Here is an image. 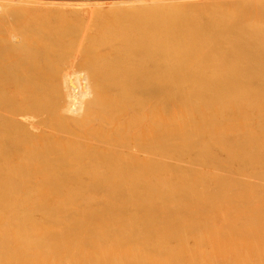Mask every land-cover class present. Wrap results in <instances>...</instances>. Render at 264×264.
<instances>
[{
  "label": "bare ground",
  "instance_id": "1",
  "mask_svg": "<svg viewBox=\"0 0 264 264\" xmlns=\"http://www.w3.org/2000/svg\"><path fill=\"white\" fill-rule=\"evenodd\" d=\"M17 1L31 2L0 0V11L12 8L13 2ZM119 3L124 5L123 8L111 9ZM45 4L68 5L54 0ZM160 4L159 0L117 3L90 0L69 4L82 8L72 13L58 12L60 8L55 7L54 12L46 11L47 16L44 11V15L35 13L33 17H28L24 10L10 9L22 21L21 24L15 23L13 29L5 24L6 21H1L3 13L0 15V131H13L11 128H14L17 135L23 136L22 144L9 138L0 140V264H51L59 255L57 264H197V261L176 256L178 252L173 248L178 243L176 240L157 242L150 237L151 232L145 226L136 231H141V235L149 239L145 245L131 249L129 253H147L148 258L113 255V251L136 242L133 238L136 235L128 238L112 235L105 239L96 232L94 234L87 224L104 217L102 212L81 213L78 216L85 222L72 220L71 228L51 224L55 230L47 232L41 222L55 212H47L43 203L35 198V192L25 191L22 187L35 175L46 177L49 165L66 163L64 153L69 150L51 137L71 130L58 121L61 112L71 107L77 117L86 111L87 125L94 129L95 121L106 118L112 110L122 118L117 120L118 123L126 126L129 121L142 123L136 127L134 135L145 139V148L151 150L179 148L171 141L173 137L199 135L198 128L203 123L195 129L188 123H196L191 117L202 114L203 110L215 108V115L225 116L229 122L237 119L240 122L237 127L243 133L247 130L245 121L264 127V0H232L218 5ZM101 7L108 9H98ZM21 14L27 17L21 18ZM34 16L38 19L41 16V22L44 24L45 21L46 26L29 27V18L32 21ZM21 29L26 33L23 34ZM47 39H50V45ZM116 41L117 44H110ZM97 59L107 60L106 64L96 66ZM140 64L144 68L136 69ZM81 72L83 78L72 80L71 77L77 73L81 75ZM106 72L107 75L103 76ZM207 75L211 78H206ZM52 84L60 89L49 91ZM135 94L153 101L158 111L154 112L153 105H146L143 100H134ZM196 98L204 99L202 107L192 102ZM113 99L123 105L114 107L109 102ZM171 110L174 113L170 122L160 121ZM138 111H143V115ZM42 121L46 124L40 125ZM215 127L212 128L214 135H224L230 130L225 124H216ZM32 139L38 140L39 144L33 145ZM25 151L38 155L42 161L31 163L22 156ZM100 152L96 150L98 159ZM50 154L57 156L51 159ZM80 164L87 167V162L80 160ZM149 165V162L134 161L129 166L145 172ZM166 166L174 167V164ZM47 180L46 188L56 192L59 187L55 179L49 176ZM245 180L257 183L249 178ZM109 182L113 183V180L105 177L95 185L100 187ZM152 183H146V186L152 187ZM110 187L111 191L121 192L119 183ZM177 197L165 194L167 200ZM183 197L189 199L190 195ZM218 203L219 200L211 204L207 201L200 212L211 213L222 223L230 224L232 230L246 228L247 224L240 220L233 222L229 215L218 217L220 213L211 208ZM261 203L263 201L257 196L244 208L261 214ZM178 207L164 209L163 221L157 227L188 235L199 232V225L178 227L176 215L185 214ZM140 208L143 214L149 213L147 206ZM122 212L126 215L127 210ZM71 215L69 211L68 218L74 217ZM2 221L8 223L2 226ZM246 229L249 239L238 247L217 244L220 250L236 248L222 258L221 263L264 264V229H259L254 222ZM76 231H81L83 236L75 238ZM257 233L263 239L257 238ZM252 243L257 245L256 251L262 253L261 258L252 254ZM80 246L92 251L82 253L77 250ZM105 247L109 254H105V250L102 256L93 253V250ZM206 256L204 260L209 258L214 264L218 263L216 253Z\"/></svg>",
  "mask_w": 264,
  "mask_h": 264
},
{
  "label": "rangeland",
  "instance_id": "2",
  "mask_svg": "<svg viewBox=\"0 0 264 264\" xmlns=\"http://www.w3.org/2000/svg\"><path fill=\"white\" fill-rule=\"evenodd\" d=\"M27 1L31 2L26 4L17 1L13 2L12 8H7L9 9L8 11L6 8V10L1 9L0 15L3 13L1 16H4L1 21L3 23L6 21L5 24L13 29L16 24H21L22 21H19L18 14L11 13L10 9L12 11L13 9L14 11L24 10L23 12L28 17H33L35 13H41L40 15H42L45 11L44 13L47 16L46 11L54 12L56 10L55 7L60 8L58 12L69 13L70 11L72 13L73 10L82 8H80L81 6L69 4L90 0H54L68 3V5L62 6L45 4V2H49L50 0ZM106 1L117 3L123 2L124 0ZM159 1L162 6H174L177 4L218 5L219 3L232 0ZM123 6V4L121 5L119 3L111 9H121ZM98 9L108 8L101 7ZM5 11L11 14L9 17L12 19L14 15V21H11L7 17L8 14H4ZM24 15L21 14V18ZM1 16L0 18L2 19ZM27 16L25 15V17ZM36 16L32 18L36 22L35 20H32V22L31 17L29 18V23H31L29 27L39 26L41 28L46 26L45 21L44 24L42 23V17L39 16V20ZM4 18L6 19L4 20ZM17 32L25 34L26 30L21 29V32ZM47 44L50 45V39H47ZM110 44L115 45L117 41ZM106 61L97 59L95 65L106 64ZM141 68H144L141 64L136 66V69ZM105 75H107V72L103 74V76ZM71 78L74 81L77 78H83V73L81 72V75L77 73ZM206 78H211V76L207 75ZM81 84L83 83L81 82ZM59 89L54 84L48 87L49 91ZM133 99L137 101L143 100L144 104L153 105L152 109L154 112L158 111L150 99H145L139 94H135ZM109 102L114 107H121L123 105L119 100L113 99ZM192 102L200 108L204 104V99L196 98ZM214 106L216 105L214 104ZM213 110H203L202 114L191 117L197 122H189L188 125L190 128H198L197 125L203 123L198 128L200 134L193 133L173 137L171 141L180 147L169 150H151L145 148V139L139 136L135 137L134 135L136 129L142 123L129 121L128 126L118 123L117 120L122 118L114 110L109 115H106V118L102 120L97 119L95 121V129L87 125L89 117L86 115V111H82L79 117L75 116L72 107L67 111H62L60 120L58 121L70 127L71 130L65 131L57 136H52L51 139L58 145L65 146L69 150L67 153H64L67 155L64 157L66 163L49 165V172L46 177L35 175L29 182L22 185L25 191L35 192V198L43 203L47 212H55L53 215L49 214L51 216L47 215V219H43L41 227L47 228V232L55 230L52 229L51 224L71 228L70 222H73L72 220L79 223L85 222L84 218L78 216L81 213L102 212L105 214L104 217L91 220L92 222L90 221L87 224V228L90 231L94 230V234L97 233L98 236L105 239L112 237V235H119L126 238L136 235L133 237L136 242L128 245L125 249L113 251L112 254L117 255V257L121 256L122 258L131 255L137 258L138 256H143L144 258L149 257L146 255L147 253H129V250L145 245L149 239L148 237L142 236L141 234L143 233H140L141 231H136L137 228L139 229L141 226H145L151 232L150 237L156 239L157 242L167 243L168 240H176L178 243L176 242L177 244L173 245V248H175L174 251L178 252L176 256L189 258L190 261H197V264H214L213 260L209 258L204 260V257H208L206 255L210 253H216L217 260L213 259L218 261L216 264H220L222 262L221 259L232 254V250L236 248L220 250L216 247L218 243L221 246L238 247L237 245L249 239V231L246 228L251 227L253 222L258 224L259 229H264V127L251 121H245L246 132H248L243 133L237 127L240 123L237 119H232L229 122L225 116L215 115ZM142 112L138 111V114L143 115ZM172 113H174L173 110L164 114L160 121L170 122ZM42 122L40 125L46 124V122ZM216 124L229 125V132L224 135H214L212 128H216ZM231 128H235V130L232 129V131ZM11 129L13 131H0V140L9 138L11 140L14 139L17 144H22L23 136L17 135L14 128ZM32 142L34 143H32L33 145L39 144V141L36 139H32ZM96 150L97 152L102 151L99 154L100 159L95 156ZM22 156L29 159L31 163L42 161L38 155H31L29 151H25ZM55 156L57 155L50 154L49 157L53 159ZM80 160L87 162V167L84 168L80 164ZM134 161L149 162V170L144 172V169L130 168L131 166L129 165ZM169 163H173L174 167L166 166ZM184 165L187 166L184 167ZM49 176L53 177L58 184L59 189L56 192L48 187L46 188L47 177ZM105 177L112 179L113 183H104L100 187L96 186L97 184L95 185V183L102 181ZM248 178L257 181V183L253 184L245 180ZM151 182H153L152 187L146 186V183ZM114 183L120 184L121 192L116 190L111 191L110 186ZM108 187H110V190L107 191L106 189ZM165 194L179 197L173 200H167ZM186 195H190V198L183 197ZM257 196L263 201L260 204L261 214H256L254 210L248 211L251 208L248 210L245 209L247 208V204ZM214 200H219L218 204H213V207H211L215 212L220 213L218 217L229 215L231 216V221L235 222L240 220L243 224H247L246 228L242 230L236 229L237 231L232 230V226L230 224L228 225L227 222L222 223V221L213 217L211 213L205 214L200 212L203 203L210 201L211 204ZM141 206H147L149 213L143 214V212H140ZM178 206L185 211L183 216L176 215L178 227L184 228L187 225H199L201 226L199 232L188 235L186 232H179L175 229L168 230L157 227L163 221V210L167 208L175 209ZM123 210H127L126 215L122 212ZM69 211L74 216L73 218L70 216L68 218ZM7 223V221H2V226ZM76 232L74 234L75 238L83 236L81 231ZM256 237L260 238L261 234L257 233ZM252 244L250 248L252 254L260 255L261 258L262 253L256 251L257 245ZM109 248H112V246L109 245ZM77 250L82 253L92 251L86 250L81 246ZM104 250L107 251V247L103 250H93V253L96 252V256H102V251ZM105 254H109V252L107 251ZM60 257L61 255L57 258L60 259ZM58 259L52 261L51 264H57ZM176 264L186 263L181 262Z\"/></svg>",
  "mask_w": 264,
  "mask_h": 264
}]
</instances>
